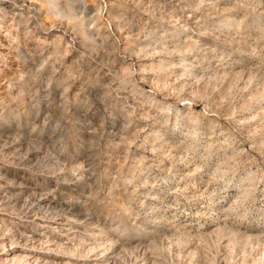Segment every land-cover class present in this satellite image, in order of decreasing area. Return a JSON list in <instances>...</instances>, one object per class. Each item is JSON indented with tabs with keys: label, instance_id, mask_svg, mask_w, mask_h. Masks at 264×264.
Here are the masks:
<instances>
[{
	"label": "rangeland",
	"instance_id": "obj_1",
	"mask_svg": "<svg viewBox=\"0 0 264 264\" xmlns=\"http://www.w3.org/2000/svg\"><path fill=\"white\" fill-rule=\"evenodd\" d=\"M0 264H264V0H0Z\"/></svg>",
	"mask_w": 264,
	"mask_h": 264
}]
</instances>
